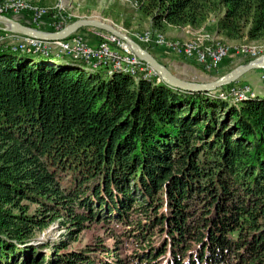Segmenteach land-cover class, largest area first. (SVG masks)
<instances>
[{
  "label": "trees",
  "instance_id": "1",
  "mask_svg": "<svg viewBox=\"0 0 264 264\" xmlns=\"http://www.w3.org/2000/svg\"><path fill=\"white\" fill-rule=\"evenodd\" d=\"M134 2L152 34L264 42V0ZM43 61L0 50V264H264L263 99Z\"/></svg>",
  "mask_w": 264,
  "mask_h": 264
},
{
  "label": "rangeland",
  "instance_id": "2",
  "mask_svg": "<svg viewBox=\"0 0 264 264\" xmlns=\"http://www.w3.org/2000/svg\"><path fill=\"white\" fill-rule=\"evenodd\" d=\"M2 1V0H0ZM28 5L26 11L19 13L5 14L6 17L16 21L17 23L26 27L35 29H52V24H59L68 26L78 21H98L109 26H112L119 33L126 36L129 40L135 42L139 46L148 47L146 50L156 58H167L175 63L181 65V67L193 72L194 75L187 76L191 81H204L219 79L233 69L247 65L253 60H256L264 56V42H228L222 37L216 36L209 25L201 28L200 30L184 29V33L179 36L167 35L165 33H155L162 35L166 40L173 43L189 44L197 43L202 48L210 47H224L228 52L226 56L215 66L210 67L204 64H199L195 60H185L179 56L172 55L167 51L153 46H148L142 42L141 38L145 33L150 32L149 24L146 20H143L136 11V4L134 0H19ZM36 12H41L42 16L39 20V26H36L34 22V15ZM133 12L135 14H133ZM132 13V15H131ZM52 14V15H51ZM50 15V16H49ZM10 28L4 25H0V35L14 34L9 32ZM40 29V30H41ZM168 29V28H167ZM52 32H56L53 30ZM95 32L105 33L95 29H81L74 33L82 37L87 46L95 47L98 42V37ZM151 33V32H150ZM107 34V33H105ZM16 35V34H15ZM243 48L251 50L255 53L254 57L247 54H239L238 50ZM144 49V48H143ZM145 50V49H144ZM151 51V52H150ZM72 61L71 59H68ZM248 62V63H247ZM78 63V62H77ZM83 64V63H82ZM85 66V64H84ZM174 67L173 65H171ZM177 67V66H176ZM175 68V67H174ZM264 70H254L243 77H241L232 86L236 88H247L250 90L255 98L256 86L258 84H264L261 79V75ZM88 72V71H87ZM229 86V87H230ZM264 92V91H263ZM63 231H59L57 226H51L48 230H45L36 235V243L44 241H56L60 238ZM89 237V235H88ZM87 238V237H86Z\"/></svg>",
  "mask_w": 264,
  "mask_h": 264
},
{
  "label": "built area",
  "instance_id": "3",
  "mask_svg": "<svg viewBox=\"0 0 264 264\" xmlns=\"http://www.w3.org/2000/svg\"><path fill=\"white\" fill-rule=\"evenodd\" d=\"M27 9H29L28 5L19 0L0 1V16L19 13ZM41 16V12H36L34 15L33 23L36 26H39ZM51 27L55 31L61 30L59 24H52ZM95 35L99 38V43L95 47L87 46L82 37L77 35H72L61 43H55V45L59 49V53L75 62L85 64L86 68H88V72L93 73L98 69L105 68L109 76L112 75V73L121 72L133 77L135 81L139 76L148 81L154 78L155 74L138 60L124 42L110 34L95 32ZM141 40L148 46L161 48L185 60H195L199 64L208 62V64L206 63L207 67H215L228 52L227 48L223 46L204 49L194 42L189 44L169 42L162 35L152 34L150 32L145 33ZM0 47L27 53H51L49 47L15 34L0 35ZM238 53L247 54L251 57L255 56L254 52L246 48L238 50ZM48 64L55 66V64L51 62ZM261 79L264 81V71L261 75ZM208 96L228 102L234 106L241 102L255 99L253 93L247 88H236L235 86H230L224 91L220 90Z\"/></svg>",
  "mask_w": 264,
  "mask_h": 264
},
{
  "label": "water",
  "instance_id": "4",
  "mask_svg": "<svg viewBox=\"0 0 264 264\" xmlns=\"http://www.w3.org/2000/svg\"><path fill=\"white\" fill-rule=\"evenodd\" d=\"M0 25H4L9 27L8 30L11 33L19 35L24 38H28L30 40L39 42L46 47L51 49V53L44 54V53H27V52H19L11 50L10 48L6 49L0 47L1 51H9L14 54L32 56V57H42L43 64L49 65L48 63H54V67L62 66V67H69L75 64H79L75 61H69L68 57L59 53V49L55 45V43H61L65 41L74 33L81 29H95L107 34H110L122 42H124L132 51V53L141 61L146 67H148L154 74V80L157 84L163 83L167 87L181 91L184 93L190 94H215L218 91H224L229 88L230 85L236 83L241 77L246 75L247 73L254 71V70H264V56L251 61L247 65L237 67L232 71L228 72L224 76L219 79L213 80H204V81H191L190 78L186 76L178 75L171 71L165 63H163L160 59L152 56L146 50H144L141 46L136 44L135 42L129 40L126 36L119 33L115 30L112 26L104 24L98 21H78L73 24H70L59 31L56 32H47L42 31L40 29H35L31 27H26L17 23L16 21L6 17L0 16ZM88 68L84 67V71L87 72Z\"/></svg>",
  "mask_w": 264,
  "mask_h": 264
},
{
  "label": "crops",
  "instance_id": "5",
  "mask_svg": "<svg viewBox=\"0 0 264 264\" xmlns=\"http://www.w3.org/2000/svg\"><path fill=\"white\" fill-rule=\"evenodd\" d=\"M167 35H172V36H179L180 34L184 33V29L183 28H172L169 27L168 29H166V31L164 32ZM160 59V58H159ZM163 63H165L169 68H171V71L181 75V76H193L194 73L188 71L187 69L181 67V65L175 63L174 61L167 59V58H161L160 59ZM171 65H173L174 67H172ZM177 66V67H176ZM189 75H188V74ZM256 90V95L259 99H263L264 100V84H258L255 88Z\"/></svg>",
  "mask_w": 264,
  "mask_h": 264
}]
</instances>
